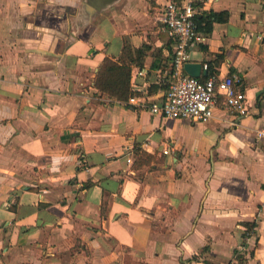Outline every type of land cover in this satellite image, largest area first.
I'll return each instance as SVG.
<instances>
[{"label":"crops","instance_id":"crops-1","mask_svg":"<svg viewBox=\"0 0 264 264\" xmlns=\"http://www.w3.org/2000/svg\"><path fill=\"white\" fill-rule=\"evenodd\" d=\"M167 1L0 0V264H264V0H204L226 18L188 60L239 75L248 114L167 118L94 86L127 41L130 95L164 99Z\"/></svg>","mask_w":264,"mask_h":264},{"label":"built area","instance_id":"built-area-1","mask_svg":"<svg viewBox=\"0 0 264 264\" xmlns=\"http://www.w3.org/2000/svg\"><path fill=\"white\" fill-rule=\"evenodd\" d=\"M204 0H169L161 9L160 21L174 38L171 80L164 99L149 101L144 95H130L127 102L147 108L167 118H186L193 122H206L213 117V109L220 99L223 105L241 115L248 114L242 78L233 73L210 75L205 79L186 73L184 64L190 52L202 40L196 30L194 17ZM264 38V34H259ZM207 67V64H204ZM262 135L263 132L259 131ZM167 152V149H164Z\"/></svg>","mask_w":264,"mask_h":264},{"label":"trees","instance_id":"trees-1","mask_svg":"<svg viewBox=\"0 0 264 264\" xmlns=\"http://www.w3.org/2000/svg\"><path fill=\"white\" fill-rule=\"evenodd\" d=\"M225 15L226 12L223 11H209L202 14L197 13L194 17L196 30L198 32H210L213 22L224 20L226 18ZM134 60L135 58L132 57L131 46L125 41L122 48V54L117 59L109 56H106L103 59L96 72L94 86L111 99L125 101L131 94L130 62Z\"/></svg>","mask_w":264,"mask_h":264},{"label":"water","instance_id":"water-1","mask_svg":"<svg viewBox=\"0 0 264 264\" xmlns=\"http://www.w3.org/2000/svg\"><path fill=\"white\" fill-rule=\"evenodd\" d=\"M184 70L191 76L200 77L202 72V65L198 62L187 61L184 64Z\"/></svg>","mask_w":264,"mask_h":264},{"label":"rangeland","instance_id":"rangeland-1","mask_svg":"<svg viewBox=\"0 0 264 264\" xmlns=\"http://www.w3.org/2000/svg\"><path fill=\"white\" fill-rule=\"evenodd\" d=\"M103 0H94V3L98 5V3H101ZM223 262H225V260H223ZM222 264V263H220Z\"/></svg>","mask_w":264,"mask_h":264}]
</instances>
